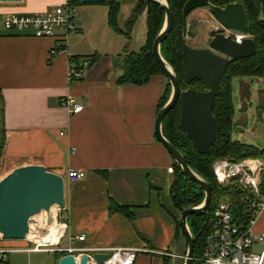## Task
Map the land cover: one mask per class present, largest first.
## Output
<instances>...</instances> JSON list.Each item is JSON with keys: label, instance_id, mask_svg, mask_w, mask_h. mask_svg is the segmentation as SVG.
<instances>
[{"label": "crops", "instance_id": "crops-1", "mask_svg": "<svg viewBox=\"0 0 264 264\" xmlns=\"http://www.w3.org/2000/svg\"><path fill=\"white\" fill-rule=\"evenodd\" d=\"M65 1H0V163L11 171L41 167L63 177V238L84 236L82 242L72 244L83 249L82 254L142 249L148 252L136 253L133 264H184L187 244L178 226L180 212L169 193L174 162L154 135L158 106L168 87L166 78L154 75L144 85L116 84L127 40L108 27V8L102 3L75 4V33L62 45L89 66L70 85L66 53L49 57L53 38L38 39L3 26L9 13H39ZM136 3L129 2L127 16ZM145 18L143 11L138 21L144 30ZM119 21L122 27L126 19ZM92 35L101 40L105 51L86 44ZM199 48H208V40ZM66 98L82 106L81 112L69 115L60 105ZM70 169L84 171L85 177L68 182ZM111 202L127 208L131 219L111 213ZM263 214L257 218L255 234H264ZM63 238L59 248H64ZM20 242L25 248H9L17 243L0 238V249L52 254L57 264L56 253L32 251L34 245L27 239Z\"/></svg>", "mask_w": 264, "mask_h": 264}, {"label": "water", "instance_id": "water-1", "mask_svg": "<svg viewBox=\"0 0 264 264\" xmlns=\"http://www.w3.org/2000/svg\"><path fill=\"white\" fill-rule=\"evenodd\" d=\"M3 3L16 4L21 0H0ZM109 0H79L82 5L101 4ZM160 6L164 11V23L152 43L151 54L162 75L170 86V95L166 103L158 110L154 135L183 175L196 184L204 194L202 203L197 207H187L180 212L178 222L181 235L185 238L187 249L184 264H192L196 237L189 230L187 221L190 216L208 215L212 198L209 182L195 173L186 163L182 154L171 145L162 134L164 117L179 104L178 127L186 135L197 154L208 156L215 141V119L213 105L219 84L232 61L250 58L255 51V42L248 36L245 9L241 3H231L223 8L214 6L210 0H188L182 8L186 34V19L195 10L207 8L213 20L219 26L208 33V48H192L185 39L181 48L183 82L190 85L198 81L205 91L194 89L181 90L179 80L172 67L163 59L159 48L173 27V16L168 0H147ZM264 19V0H256ZM227 33H241L246 36L240 43ZM1 144V118H0ZM64 179L41 167H25L13 170L0 180V237L4 240L20 241L28 233L30 220L44 213L47 224L53 222L49 211L53 207H64ZM110 253H93L76 258L72 254L60 257L57 264H103L110 260Z\"/></svg>", "mask_w": 264, "mask_h": 264}, {"label": "trees", "instance_id": "trees-1", "mask_svg": "<svg viewBox=\"0 0 264 264\" xmlns=\"http://www.w3.org/2000/svg\"><path fill=\"white\" fill-rule=\"evenodd\" d=\"M173 16V27L166 40L160 45L159 51L163 59L172 67L180 84L181 90L194 89L205 91L206 88L198 81L186 85L183 82V72L181 63L182 42L189 30V24L183 35L184 24L182 20V8L188 0H168ZM74 4H80L79 0H72ZM214 6L223 8L227 4L241 3L245 9L248 35L255 42L254 54L247 59L232 61L222 77L217 95L213 105V116L215 119V141L208 156L196 153L186 135L178 127L179 104L175 106L163 119L162 134L164 138L173 145L184 157L187 165L199 176L210 183L212 188V198L209 209H212L220 199L226 198L230 204L231 212L238 220L245 221L248 217L246 198L242 193L235 190L220 187L212 174L211 165L215 160L228 159L239 161L244 159H258L264 162V150H260L251 145H243L232 140L233 131V104L231 83L234 78H262L264 77V19L261 15L260 5L256 0H210ZM108 8V27L115 33L123 36L127 43L131 40V33L139 16L146 11L145 18V42L137 51H130L127 46L124 48L125 57L122 59V74L116 79V84L123 85H144L149 78L154 75H162L158 65L154 61L151 50L152 43L156 35L162 29L164 23L163 9L147 0H140L133 7L129 17L120 27L118 24L120 13V2L109 0L102 3ZM77 58V57H75ZM242 87V85H241ZM246 93V94H245ZM243 101H245L248 91H244ZM170 95L169 84L158 110L166 103ZM247 100V99H246ZM2 144H0L1 151ZM169 193L174 207L181 212L187 207L199 206L203 199V191L193 182L183 175L180 168L174 163L173 181L169 187ZM111 213H119L131 219L127 208L118 207L113 202L110 203ZM206 216H190L187 224L190 232L196 237L193 250V258L199 257L203 250L204 237L206 231ZM57 258L64 256L61 252H56ZM194 264V263H192Z\"/></svg>", "mask_w": 264, "mask_h": 264}, {"label": "built area", "instance_id": "built-area-1", "mask_svg": "<svg viewBox=\"0 0 264 264\" xmlns=\"http://www.w3.org/2000/svg\"><path fill=\"white\" fill-rule=\"evenodd\" d=\"M76 6L72 0H66L62 5L49 10L32 13L18 14L9 13L3 19L5 30L17 33H30L34 38H53V46L49 50L50 59L55 58L59 53L65 52L67 56V83L73 84L81 79L83 70L89 66L87 60H78L71 56L62 45L69 34L75 33L74 18ZM61 35H57V34ZM240 43L245 35L241 33H227ZM61 107L69 115L81 112L82 106L73 102L70 98L61 101ZM63 135V133H60ZM75 151L74 149L71 152ZM212 174L216 183L223 188L235 190L242 193L246 198L248 217L245 221L238 220L231 212L230 204L226 198L209 209L206 217V231L202 253L199 257L193 258L194 264H264V234H255L253 228L257 218L264 210V162L258 159H244L231 161L228 159L215 160L211 165ZM85 177V172L81 170H68L66 180L76 182ZM63 209L53 207L49 211L52 224L63 226V231L54 245L49 243L35 242L34 237L41 231V226L47 225L46 215L42 222L28 225V233L25 237L34 245L32 251H46V246H55L54 253L61 252L64 255L72 254L76 258L84 255L83 249L75 248L72 244L82 242L84 236L70 237L69 245L59 248V242L65 235L66 224L60 219ZM1 238V237H0ZM11 250L0 249V264L5 262L6 255ZM148 252L142 249H117L105 250L101 253H110L112 258L103 264H121L120 261L113 260L118 257L125 264H133L136 253ZM162 256H171L166 252H156ZM90 255V254H86Z\"/></svg>", "mask_w": 264, "mask_h": 264}, {"label": "rangeland", "instance_id": "rangeland-1", "mask_svg": "<svg viewBox=\"0 0 264 264\" xmlns=\"http://www.w3.org/2000/svg\"><path fill=\"white\" fill-rule=\"evenodd\" d=\"M121 1V0H117ZM121 4L120 13H119V22L123 20V17L127 19L129 2L132 0H124ZM140 0H137L139 2ZM186 19V29L189 24L192 28L189 30V35L185 36L186 43L192 48H199L206 45L208 40V33L210 30L219 28L216 22L213 20L210 15V11L207 8L197 9L195 13L190 15ZM193 22V23H192ZM124 24V23H123ZM123 26V25H122ZM74 34V33H73ZM72 36V34H69ZM78 36V35H77ZM249 36V35H248ZM250 37V36H249ZM68 39V38H67ZM77 41V37H74ZM123 40V39H122ZM145 41V30L140 21L137 20L136 24L133 27L131 33V40L126 42L128 50L137 51L144 44ZM96 45L99 49V52L106 50L104 45L101 43V40H96V36L92 35L90 37V42L86 44ZM96 50V49H95ZM98 51V50H97ZM125 56H123L124 58ZM164 77V76H163ZM242 84V87H241ZM170 88V86H169ZM248 91V95L243 101L244 91ZM171 91V90H170ZM232 104H233V131H232V140L239 142L243 145H251L260 150H264V77L262 78H237L232 81ZM11 169H8L3 163H0V180H2L6 175H8ZM262 212L261 214H263ZM43 217L35 218L31 221V224H38L42 222ZM261 220L264 221V214L261 216ZM58 226V225H56ZM49 227V226H47ZM46 227V228H47ZM256 228H253L254 233ZM44 233L41 232V234ZM40 234V235H41ZM14 242L5 240V242ZM20 242V241H19ZM17 243L16 245H9V248H25L23 243ZM61 247L68 246L67 237L63 238L61 241ZM26 247H30L26 246ZM32 247V246H31ZM55 246H46L44 248L49 253H53V250L56 249ZM184 258V256L182 255ZM5 264H53L54 255L48 253H19L13 252L6 255Z\"/></svg>", "mask_w": 264, "mask_h": 264}, {"label": "bare ground", "instance_id": "bare-ground-1", "mask_svg": "<svg viewBox=\"0 0 264 264\" xmlns=\"http://www.w3.org/2000/svg\"><path fill=\"white\" fill-rule=\"evenodd\" d=\"M45 214L44 213H39L38 215L34 216L31 220L35 219V218H38V217H43L44 218ZM58 224H51V225H44V226H41V231H39L38 235H35L33 236L34 238L36 236H38V238H36L34 241L35 242H40V243H49V244H56L58 242V239L63 231V226H56ZM49 226V227H47ZM47 227V228H46ZM41 234V232H43ZM41 234V235H40ZM114 262H118L120 261L121 264H125V261H121V259H119L118 257H116L114 260Z\"/></svg>", "mask_w": 264, "mask_h": 264}, {"label": "flooded vegetation", "instance_id": "flooded-vegetation-1", "mask_svg": "<svg viewBox=\"0 0 264 264\" xmlns=\"http://www.w3.org/2000/svg\"><path fill=\"white\" fill-rule=\"evenodd\" d=\"M209 40V39H208Z\"/></svg>", "mask_w": 264, "mask_h": 264}]
</instances>
